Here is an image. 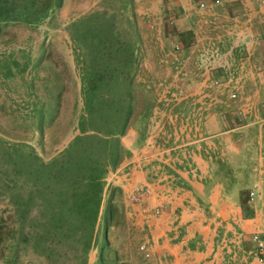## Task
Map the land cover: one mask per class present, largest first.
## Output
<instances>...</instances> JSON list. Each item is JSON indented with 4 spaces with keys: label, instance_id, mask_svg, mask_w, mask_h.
<instances>
[{
    "label": "crops",
    "instance_id": "crops-1",
    "mask_svg": "<svg viewBox=\"0 0 264 264\" xmlns=\"http://www.w3.org/2000/svg\"><path fill=\"white\" fill-rule=\"evenodd\" d=\"M221 1L215 7L234 26L212 25V46L180 63V71L168 79L177 84L157 94L146 142L108 179L126 198L148 186L150 211L165 206L160 216L134 210L146 219L152 252L172 264H183L184 258L198 264H259L249 240L254 235L264 240V42L251 40L264 35V6L262 0ZM205 50L221 58L202 72ZM230 67L240 70L235 84L214 86ZM232 92L237 100L230 98ZM241 109L245 114L237 116ZM201 111L205 121L178 122L187 112L190 119ZM167 160L178 172L163 165ZM255 185L256 199L250 203ZM184 247L188 251L182 255Z\"/></svg>",
    "mask_w": 264,
    "mask_h": 264
},
{
    "label": "trees",
    "instance_id": "trees-1",
    "mask_svg": "<svg viewBox=\"0 0 264 264\" xmlns=\"http://www.w3.org/2000/svg\"><path fill=\"white\" fill-rule=\"evenodd\" d=\"M62 1L0 0V29L49 24ZM103 4L66 29L80 80L79 134L48 162L32 146L0 138V197L15 224L13 246L32 241L50 264H89L94 250L93 264H130L109 242L110 223L126 217L114 201L120 189L107 181L146 142L158 95L144 81L143 40L128 10L133 0ZM132 129L134 144L125 147L122 139Z\"/></svg>",
    "mask_w": 264,
    "mask_h": 264
},
{
    "label": "rangeland",
    "instance_id": "rangeland-1",
    "mask_svg": "<svg viewBox=\"0 0 264 264\" xmlns=\"http://www.w3.org/2000/svg\"><path fill=\"white\" fill-rule=\"evenodd\" d=\"M104 1L63 0L53 21L35 28L22 24L2 25L1 139L26 143L48 162L79 134L77 124L83 112L80 80L66 29L71 22L102 9ZM201 2L208 3L209 7L198 12L197 6ZM170 5V0H133L132 7L128 9L133 12L143 40L144 81L149 87H153L157 94L166 91L168 84H177L168 83V79L180 71L182 61L196 56L197 50L206 48L208 43L212 46V25L223 26L225 29L234 26L224 18L222 11L218 12L217 7H212L210 0H181L173 9ZM216 11L218 15H213ZM170 12L175 17L173 24L169 21ZM232 42L234 41L231 40ZM176 45L181 47L180 51H176ZM202 54L203 64L199 69L203 70L202 72L209 70V62L219 61L221 58V55H214L212 58L211 53L206 50ZM5 65H8V68H5ZM225 70L235 75L240 71L239 68L233 70V67ZM209 83L212 86V80ZM187 115L188 112L185 118L178 122L182 120V124H194L200 122V118L206 117L202 111L193 113L190 119ZM170 121L176 123L173 115ZM135 135V131L130 130L122 139L123 145L132 147ZM112 182L113 180H110L109 186L118 188L111 186ZM120 191L121 194L117 192L114 201L124 212L126 220L117 218L110 223L108 238L113 249L119 253L121 259L130 264H172L167 256L152 252L150 233L146 219L142 217L147 216L142 208L148 207V204L135 203L132 197L126 198L121 189ZM108 202L109 196H106L102 215ZM135 206L139 207L142 216L134 210ZM9 215L10 209L0 197V264H50L35 252L32 241L29 244L20 243L14 248L12 239L17 234ZM143 245L149 251V258H146L140 249ZM188 248L184 247L181 254H185ZM96 258L97 252L94 250L89 255V264H93ZM189 261L198 264L195 263V258H184L183 264Z\"/></svg>",
    "mask_w": 264,
    "mask_h": 264
},
{
    "label": "built area",
    "instance_id": "built-area-1",
    "mask_svg": "<svg viewBox=\"0 0 264 264\" xmlns=\"http://www.w3.org/2000/svg\"><path fill=\"white\" fill-rule=\"evenodd\" d=\"M170 2H171L170 8L173 9L174 7H176V5H178V3L181 2V0H170ZM221 4H222L221 0H214L212 2V7L220 6ZM261 5L264 6V0L261 1ZM208 7H209L208 3L201 2L197 6V10L198 12H201V11L206 10ZM169 21L171 24L175 22V17L172 12H170ZM251 40L254 44L261 45L264 42V35L263 36H252ZM175 49L176 51H180L181 47L179 45H176ZM238 76L239 75H235V74L227 72L226 75H224L221 79L214 81L213 84L216 87H229L235 84V81ZM230 98L232 100H237L238 95L235 92H232L230 95ZM263 107H264V104H263ZM244 114H245V111L242 109L237 111V116H243ZM164 152L170 153L171 151H164ZM163 165H165L168 168V170L172 172H175V173L178 172V167L171 160H167L163 162ZM263 186H264V183H263ZM257 188H258V185H255L253 189L250 190L248 193V199L250 203H253L256 199ZM150 195H151V189L148 186L137 188L132 196V200L133 202L138 203V204H147L149 201ZM142 210H143V213L146 215H149L151 212L154 216H160L164 213L165 206H158L154 208L152 211H150V209L145 206L142 208ZM251 243L254 246L253 251L251 253L255 256L259 264H264V257L262 256L264 254V240L259 238L258 235H254L251 238ZM140 249L144 253L146 258L150 257L149 251L145 245L141 246ZM230 249L231 251H233V248L230 247Z\"/></svg>",
    "mask_w": 264,
    "mask_h": 264
}]
</instances>
